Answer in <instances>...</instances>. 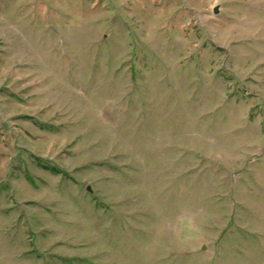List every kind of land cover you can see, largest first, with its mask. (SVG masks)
<instances>
[{"label": "rangeland", "instance_id": "obj_1", "mask_svg": "<svg viewBox=\"0 0 264 264\" xmlns=\"http://www.w3.org/2000/svg\"><path fill=\"white\" fill-rule=\"evenodd\" d=\"M0 264H264V0H0Z\"/></svg>", "mask_w": 264, "mask_h": 264}, {"label": "water", "instance_id": "obj_2", "mask_svg": "<svg viewBox=\"0 0 264 264\" xmlns=\"http://www.w3.org/2000/svg\"><path fill=\"white\" fill-rule=\"evenodd\" d=\"M217 13V10L216 9H214V14H216Z\"/></svg>", "mask_w": 264, "mask_h": 264}]
</instances>
